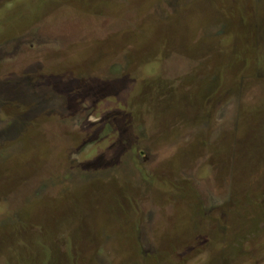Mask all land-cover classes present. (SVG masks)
<instances>
[{
    "label": "rangeland",
    "instance_id": "obj_1",
    "mask_svg": "<svg viewBox=\"0 0 264 264\" xmlns=\"http://www.w3.org/2000/svg\"><path fill=\"white\" fill-rule=\"evenodd\" d=\"M0 264H264V0H0Z\"/></svg>",
    "mask_w": 264,
    "mask_h": 264
}]
</instances>
